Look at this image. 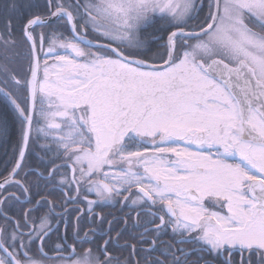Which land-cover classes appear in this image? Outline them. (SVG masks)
<instances>
[{
  "label": "snow or ice",
  "instance_id": "6c2138e0",
  "mask_svg": "<svg viewBox=\"0 0 264 264\" xmlns=\"http://www.w3.org/2000/svg\"><path fill=\"white\" fill-rule=\"evenodd\" d=\"M0 97V264H264V0H0Z\"/></svg>",
  "mask_w": 264,
  "mask_h": 264
},
{
  "label": "trees",
  "instance_id": "16d2710c",
  "mask_svg": "<svg viewBox=\"0 0 264 264\" xmlns=\"http://www.w3.org/2000/svg\"><path fill=\"white\" fill-rule=\"evenodd\" d=\"M6 101L0 97V110L3 109ZM15 144V136L10 135L5 139L0 137V174H6L13 159V149Z\"/></svg>",
  "mask_w": 264,
  "mask_h": 264
},
{
  "label": "flooded vegetation",
  "instance_id": "af4514ba",
  "mask_svg": "<svg viewBox=\"0 0 264 264\" xmlns=\"http://www.w3.org/2000/svg\"><path fill=\"white\" fill-rule=\"evenodd\" d=\"M17 30L19 31V24H17ZM149 31H151V29H149ZM30 162L32 163L33 166H35V163H36L35 157L30 158ZM56 195H58V193ZM90 198H94V197H90ZM69 207H71V205ZM81 207H83V205H81ZM96 211L105 215L107 219H112L113 215L120 216L122 214L121 211L119 210V206H116V207H112L110 205L103 206V207L97 208ZM124 211H127V209H125ZM109 213H111V215H109ZM104 227L106 228L107 225H104ZM53 239H55V237H53Z\"/></svg>",
  "mask_w": 264,
  "mask_h": 264
}]
</instances>
